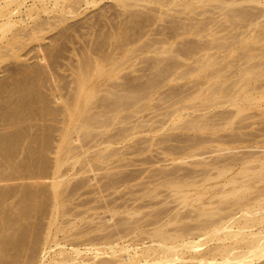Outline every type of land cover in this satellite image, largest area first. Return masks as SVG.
Listing matches in <instances>:
<instances>
[{"label": "rangeland", "instance_id": "1", "mask_svg": "<svg viewBox=\"0 0 264 264\" xmlns=\"http://www.w3.org/2000/svg\"><path fill=\"white\" fill-rule=\"evenodd\" d=\"M0 2V117L5 115V111L12 112L17 103L27 106H23L26 109L20 113L23 115L19 118L20 122L8 124L0 118V135L20 130L30 138H37L36 142L41 137L50 141V144L46 142L49 144L44 154L46 162H43V156L42 159L36 158L34 164H26L24 159L28 152L25 153V148H21L17 154L19 166L15 173L10 169V176L0 158V192L9 193L5 196L2 208L10 215V220L18 217L23 204L21 202L28 195L33 196L27 199L32 198L30 201L35 204V210L26 213L23 219L27 229L23 233H27L28 237L23 236V233L18 235L19 238L25 237L20 239L21 243L33 239L30 247L28 242L23 243L26 248L19 251L22 253H19L21 259H18L19 248L13 250V244L10 245L12 250L6 248L4 250L7 252H3L4 264H29L31 260H34L32 264H55L62 256L73 261L83 259L96 264H101L107 256L113 259H109L110 263L106 258L110 264H126V258L138 259L141 256L139 254L151 245V229L164 226L163 229L169 228L170 233L180 224L183 226L193 222L196 226L202 219L201 215L211 209L212 214L218 211L215 215L217 218L224 215H221L224 217L222 221L239 212L232 218L234 220L242 214L240 211L252 208L257 199L264 198V0H260L261 4L245 2L233 5L234 11L244 10L245 13H242L245 16L247 14L248 18L243 24L233 21V24L239 25H234L236 27L231 24L233 19L224 14L225 10L207 0L199 3L195 1L189 8H183L181 0H172L167 5L128 0V5L125 4L127 8H121L122 4L117 0ZM227 7L226 10H232V6ZM173 30L184 33L177 35ZM218 38L228 43L223 46L224 49L211 48ZM207 46H211L210 49ZM189 48L193 53L184 54ZM240 69L252 72L254 76L238 88L233 85L234 81L232 84L229 81L231 78L237 80ZM107 71L111 73L106 75ZM219 74L223 76L219 77ZM150 78L157 81L154 82L155 86L152 85L154 87L148 89L151 86ZM213 82L222 83V87L228 83L233 85V89L231 87L228 91V88L220 90L219 96H231V92L237 90L233 98L244 92L251 99L235 104H215L210 100L211 94L205 92ZM236 82L240 83V79ZM246 87L250 89L243 91ZM133 92L137 93L136 98L130 97ZM89 96L93 103L91 111L96 117L87 120V128L80 127L81 104ZM207 96L208 99L202 100V97ZM118 97L125 99L126 105L130 103L137 107L136 110H132L131 106L127 107L130 110L118 109L117 118L111 121V115L114 114L111 111ZM75 102L78 103V109L70 117V108ZM104 102L108 104L107 108L98 106ZM201 103H209V106L205 108ZM201 108L207 110L203 113ZM104 111L106 114L103 116L101 112ZM191 116L206 120L202 130L178 128ZM105 120H109L106 128L96 127L98 122ZM202 120L199 123L204 122ZM207 121L208 124L213 123V129L208 130L210 124L206 126ZM122 129L126 131L127 137L121 141L119 134L118 137L115 135L124 132ZM112 135L115 139H106L112 138ZM235 137L236 141L233 139ZM39 142L33 145L40 146ZM101 153H114V156L102 159ZM40 159L43 168L38 167ZM204 161L214 165H207ZM223 163L231 165L224 166ZM257 164H261L260 167ZM206 168H209V172ZM203 170L206 174L200 173ZM253 175H259V179ZM6 176L10 177L9 180ZM3 177L7 181L4 179L3 182ZM54 181L59 182L58 188L51 185ZM169 181L172 182L168 184ZM241 189L245 191L241 192ZM260 189L261 195L257 191ZM234 191L236 193L232 194ZM230 199L238 201L233 203ZM239 200L244 202L239 203ZM236 210L239 211L235 213ZM263 210L264 207L261 211L264 214ZM172 216L175 219L172 220ZM173 224L174 228L171 229ZM206 235H202L203 239L199 237L202 243L199 242L201 246L196 250L202 252L218 243L212 235ZM18 236L16 242L19 241ZM92 245L100 252L96 256L83 251ZM72 249H81V253L75 255ZM191 254L188 251L184 257ZM261 255L245 256L227 264H264V249ZM14 256H18L17 263ZM99 257L102 260H98ZM149 257L155 259L157 256ZM87 258H91L88 259L90 261ZM181 264L191 263L186 259Z\"/></svg>", "mask_w": 264, "mask_h": 264}, {"label": "bare ground", "instance_id": "2", "mask_svg": "<svg viewBox=\"0 0 264 264\" xmlns=\"http://www.w3.org/2000/svg\"><path fill=\"white\" fill-rule=\"evenodd\" d=\"M8 0H2V4L3 3H6ZM128 2V0H117V2H119L120 4H122V6H120L121 8L124 6H126L125 4H127V2ZM138 1H144V2H152V3H155V4H160V5H167V4H171L172 3V0H138ZM182 2H181V4H182V6H183V8H189L190 6H192V5H194V3H196L195 1H197L198 3H199V1H201V0H181ZM208 2H214L215 4H216V6L215 7H217V8H219V9H221V10H225L226 12L224 13L225 15H226V17H228V18H230V19H233L232 20V26H234V25H237V24H239V23H242V22H246L247 21V14H246V16H245V11L244 10H242V12L244 11V13H242V12H240L241 11V9L240 10H236V11H234V8H233V5H237V4H241V3H245V2H253V4L254 3H259V4H261L260 3V0H238V1H234V0H207ZM165 2V3H164ZM206 2V1H205ZM135 3V2H134ZM20 4L22 5V2H20ZM207 4V3H206ZM214 4V5H215ZM128 5V4H127ZM130 5V4H129ZM138 5V4H137ZM248 5V4H247ZM1 2H0V8H1ZM131 6V5H130ZM129 6V7H130ZM227 6H229V7H231L232 6V10L231 11H228V10H226V8H228ZM236 7V6H235ZM126 8H127V6H126ZM230 9V8H229ZM238 9V8H237ZM242 9H244V8H242ZM248 13V12H247ZM249 15V14H248ZM264 16V15H263ZM247 18V19H246ZM251 19H252V16H251ZM250 19V20H251ZM233 21H236V22H238L237 24H233ZM252 23V22H251ZM251 23L249 24V25H251ZM243 24V23H242ZM241 24V25H242ZM245 24V23H244ZM252 24H254V23H252ZM240 25V26H241ZM248 25V26H249ZM237 26H239V25H237ZM234 27H236V26H234ZM241 27H243V26H241ZM245 27H247V26H245ZM174 28V27H173ZM176 28V27H175ZM244 28V27H243ZM248 28V27H247ZM169 29V28H168ZM246 29V28H245ZM170 30H172V29H170ZM169 30V31H170ZM174 31V30H173ZM174 32H177L176 34L177 35H179V34H182V33H184L183 31H181V32H179V31H174ZM241 32H243V31H241ZM179 33V34H178ZM186 33H188V32H186ZM237 33V32H236ZM175 34V33H174ZM173 35V34H172ZM244 35V34H243ZM232 37H234V36H232ZM243 37V36H242ZM125 38H126V36H125ZM233 40V39H232ZM233 42L234 41H232V45H233ZM230 43V42H229ZM225 45H228V43L227 44H225V41H224V39H221V38H218V39H216V43H215V45H214V47H211V46H209V47H211V48H216V49H221V48H223V46L225 47ZM230 45V44H229ZM195 47H197V46H195ZM208 47V46H207ZM208 47V48H209ZM185 48H186V46H185ZM198 48V47H197ZM228 48V47H227ZM226 48V49H227ZM184 49V48H183ZM190 49L191 48H189V49H187L186 51H184L183 53L184 54H187L188 55V53H193V52H191L190 51ZM210 49V48H209ZM224 49V48H223ZM225 49V50H226ZM189 50V51H188ZM192 50V49H191ZM194 50H199V49H194ZM193 50V51H194ZM222 52L224 51V50H221ZM183 54V55H184ZM241 70V69H240ZM234 72V71H233ZM109 73H111L110 71H107L105 74L106 75H108ZM251 73L252 72H248L247 70H244V69H242L241 70V72H239V74H240V76H239V74L236 76V77H238L237 78V80L238 79H240V83H238L237 84V80L235 81V80H232V79H234V78H231V80L229 81V82H231V84L233 83V81L235 82V83H233V85L236 87V85L238 86V88H241V86H243V85H245L247 82H248V80L249 79H251V78H253V76L254 75H251ZM222 74V73H221ZM261 74V73H260ZM220 75V74H219ZM217 77H218V74L216 75ZM221 76H223V75H220L219 77H221ZM154 77V76H153ZM216 77V78H217ZM236 77H235V79H236ZM151 79V78H150ZM150 79H148V80H150ZM158 79V78H157ZM155 81H157L156 79L154 80V78L153 79H151L150 81H149V83H150V85L151 86H149V88L147 87L148 85H146V87L148 88V89H150V87L152 88V87H154L155 85L154 84H156V83H154ZM224 83V82H223ZM230 83H228V84H225L224 85V87H222V83H220V82H213L212 84H210V85H208V87L209 88H205L207 91H205V90H203V92L205 91V92H207V93H210L211 95H209L210 97H211V102L213 101L215 104H217V103H227V102H231V104H235L236 102H238V101H240V103H241V100L243 101H249V99H251V98H248V96H247V93H245V94H243L242 93V95L240 96H237V97H235L234 96V98H233V94L237 91L236 89H238V88H235V92H234V90L231 92V96H230V99L228 100V95H226V94H222L221 96H222V100H221V102H220V99H221V96H219L218 95V93L220 92V90H222V89H224V88H228L227 89V91L228 90H230L231 89V87H232V89H233V85H231ZM239 84H241V85H239ZM152 85H154V86H152ZM228 85V86H227ZM231 85V86H230ZM261 85V84H260ZM225 86H227V87H225ZM250 87V86H249ZM249 87H246V88H244L245 90H243V91H246V89H247V91L251 88H249ZM147 88H146V90H147ZM230 88V89H229ZM202 90H201V93H203L202 92ZM209 90V91H208ZM256 90V89H255ZM226 92V91H225ZM251 94V93H250ZM253 94H255V93H253ZM257 94V93H256ZM252 95V94H251ZM146 96H147V94H146ZM204 96V95H203ZM209 96H207L206 98H204V97H202V98H200V99H202V100H206V99H208L209 98ZM220 98H219V97ZM255 96V95H254ZM130 97L131 98H136L137 97V93L136 92H133L132 94H130ZM199 97V96H198ZM223 97H226L227 99H223ZM91 99V96H89V97H87V98H85L84 100H83V102H82V107H83V109H82V114H81V116H80V118H79V122H80V127H83V126H85L86 128L88 127L87 126V120L88 119H92V118H94V117H96L95 115V113H93L92 111H91V109L93 108V103H92V101L90 100ZM216 99H219V101L218 100H216ZM124 100L125 99H123L122 97H118V99L116 100V102L114 103V109L111 111V112H114V114L113 115H111V121L112 120H115L116 118H117V114H118V109H129L130 108V106L131 105H126L127 104V102L126 103H124ZM182 100V99H181ZM201 100V101H202ZM224 100V101H223ZM228 100V101H227ZM179 101V100H178ZM200 101V100H199ZM218 101V102H217ZM23 102V101H22ZM78 102V101H77ZM77 102H75V104L73 105V107L72 108H70V111H71V114H70V117H72V115L74 114V112H75V110L76 109H78V103ZM211 102H209L210 104H211ZM20 103H21V101H20ZM25 103V102H24ZM105 103V102H104ZM197 102H195L194 104H196ZM208 103V104H209ZM214 103L213 104H211L212 106L214 105ZM131 104H133V103H131ZM203 103H201V105H202ZM206 104V103H205ZM208 104H206L207 106H209ZM238 104V103H237ZM250 104V103H249ZM251 104H253V103H251ZM26 104H16L15 105V108H14V110L12 111V112H8V111H5V115L3 114L1 117H2V119H4V120H6L7 122H8V124H10V122L11 123H15L16 121L18 122L19 121V118L21 117V116H23L22 114L20 115V113H23V111L27 108V106H25ZM200 105V104H199ZM200 105V106H201ZM206 105H204L203 104V106L206 108ZM23 106H25L26 108H24ZM95 106V105H94ZM98 106H101V107H104V109L105 108H107V106H108V104L107 103H105V104H99ZM135 106H136V104H135ZM216 106V105H215ZM232 106V105H231ZM238 106H240V104L238 105ZM243 106H245V105H243ZM242 106V107H243ZM246 106H247V104H246ZM112 107V106H111ZM127 107H129V108H127ZM133 107V108H132ZM137 107V106H136ZM136 107H134V104L131 106V109L133 110V109H135L136 110ZM199 107V106H198ZM211 107V106H210ZM248 107V106H247ZM175 108V107H174ZM194 108V107H193ZM212 108V107H211ZM170 109H172V108H170ZM196 109V108H195ZM201 109H203V108H201ZM236 109V108H235ZM130 110V109H129ZM131 110V111H132ZM177 110H178V108H177ZM207 110V109H203V113L205 112V111ZM210 110V109H209ZM230 110V109H229ZM102 111V110H101ZM168 111V110H167ZM174 111V109L171 111V112H173ZM181 111V110H180ZM179 111V112H180ZM202 111V110H201ZM232 111H234V109L232 110ZM169 112H170V110H169ZM169 112H167V113H169ZM179 112H178V114H179ZM182 112V111H181ZM180 112V113H181ZM184 112V111H183ZM213 112V111H212ZM240 112V111H239ZM164 113H165V111H164ZM219 113V112H218ZM233 113V112H232ZM97 114H100V112H98ZM101 114H103V116L106 114V112L104 111V112H101ZM166 114V113H165ZM164 114V115H165ZM175 114V113H174ZM188 114V113H187ZM207 114V113H206ZM236 114H238V110L236 111ZM204 115V114H203ZM214 115V114H213ZM232 115V114H231ZM176 116V115H175ZM180 116V115H179ZM182 116H183V114H182ZM189 116V115H188ZM196 116H197V114H196ZM194 117L195 118V120H194V118H192V116H191V118L193 119V120H191V118H190V120H187L186 122H182V124L180 125V126H178V128H183V129H192V130H194V131H200V130H202L203 128H204V123H205V121L206 120H202V119H198L199 117ZM0 117V118H1ZM201 117H203V116H201ZM200 117V118H201ZM22 119H23V117H22ZM197 119V120H196ZM169 120V119H168ZM199 120H202V121H204V122H202V123H199ZM208 120V119H207ZM210 120V119H209ZM173 121H175V120H173ZM211 121H213V120H211ZM20 122V121H19ZM97 123V122H96ZM160 123V122H159ZM108 124H109V120L107 121V120H105V121H100V122H98V125H96V127H100V128H106L107 126H108ZM156 124V123H155ZM155 124L153 125V126H155ZM210 124V128L208 129V127H206L208 130H211V129H213V127H214V125H213V127H212V124H211V122L209 123ZM209 124H208V121H207V124H205L206 126L208 125L209 126ZM216 125V124H215ZM92 126V125H91ZM157 126H160V125H157ZM217 126V125H216ZM212 127V128H211ZM127 128V127H126ZM177 128V127H176ZM128 129V128H127ZM127 129H125V130H127ZM152 129V128H151ZM207 129H204V130H207ZM215 129V128H214ZM123 130V129H122ZM121 130V131H122ZM175 130V129H174ZM191 130V131H192ZM120 131V130H119ZM124 131V130H123ZM128 132V131H127ZM211 132V131H210ZM129 133H133V132H129ZM129 133H128V135H129ZM43 134H48V133H43ZM117 135H115L116 137H118V134H119V139L122 141V138L123 137H127V133H126V131H124V132H119V133H116ZM237 134V133H236ZM214 135V134H213ZM41 136V135H40ZM45 136V135H44ZM114 135H112V138L110 137H108V138H106L107 140H109V141H112V139H115L114 137H113ZM130 136V135H129ZM193 136V135H192ZM196 136V135H195ZM239 136V135H238ZM46 137H48V135H46ZM180 137V136H179ZM190 137V136H189ZM203 137V136H202ZM205 137V136H204ZM203 137V138H204ZM211 137V136H210ZM216 137H217V135H216ZM216 137H214L215 139H216ZM70 138V137H69ZM166 138V137H165ZM183 138V137H182ZM191 138V137H190ZM197 138V137H196ZM202 138V139H203ZM206 138V137H205ZM237 137H235V138H233L235 141L237 140L236 139ZM37 139V138H36ZM35 138H30L29 136H27L26 134H24L23 132H21L20 130H17V131H14V132H12V133H7V134H2V135H0V158L3 160V162H4V164H5V166H6V168H5V166H4V168L5 169H8V171L6 170V172H7V174H8V176H10V169H11V171H13L14 173L16 172V170H17V168H18V166H19V158L17 157V154L19 153V150L21 149V148H25V153H26V151L28 152L27 153V156H26V158L24 159V162H26V164H29L30 165V163L32 164H34L35 162H36V158H38V157H40L41 159L43 158V156H44V154H46L45 152L46 151H48L47 150V148L49 147V142L50 141H47V139H42V137H41V140L43 141H41L39 138V140H38V142L39 141H41V143H40V146L39 145H36V147L34 146L36 143L38 144V142H36L37 140H36ZM117 139V138H116ZM125 139V138H124ZM161 139V138H160ZM200 139H201V137H200ZM207 140L209 139V137H207L206 138ZM206 139L204 140V141H206ZM36 140V141H35ZM166 140V139H165ZM179 140V139H178ZM211 140V139H210ZM212 140H213V138H212ZM232 140V139H231ZM233 140V141H234ZM241 140V139H240ZM243 140V139H242ZM106 141V140H105ZM115 141H117V140H115ZM114 141V142H115ZM180 141V140H179ZM198 141V140H197ZM202 141V140H201ZM222 141V140H221ZM46 142H48L49 144H47ZM102 142H104V141H102ZM161 142V141H160ZM182 142V141H181ZM184 142V141H183ZM194 142V141H193ZM199 142V141H198ZM208 142V141H207ZM107 143V142H106ZM109 143H111V142H109ZM108 143V144H109ZM113 143V142H112ZM116 143V142H115ZM158 143V142H157ZM34 144V145H33ZM153 144V143H152ZM199 144V143H198ZM48 145V146H47ZM154 145H156V144H154ZM183 145V144H182ZM38 146V147H37ZM173 147V146H172ZM173 148H175V145H174V147ZM178 148V147H177ZM182 148V147H181ZM248 148V147H247ZM167 150V149H166ZM168 150H170L169 148H168ZM172 150V149H171ZM192 151V150H191ZM199 151V150H198ZM197 151V152H198ZM240 151V150H239ZM170 152V151H169ZM178 152H179V148H178ZM237 152V151H236ZM241 152V151H240ZM244 152H246V151H244ZM115 153V152H114ZM114 153L112 154L111 153V155H107V154H105V153H101L100 154V157L102 158V159H104V158H106V157H110V156H114ZM174 153V152H173ZM176 153V152H175ZM188 153V152H187ZM193 153V152H192ZM191 153V154H192ZM199 153V152H198ZM197 153V154H198ZM243 153V152H242ZM247 153V152H246ZM104 156H103V155ZM195 154V153H194ZM200 154V153H199ZM198 154V155H199ZM252 154V153H251ZM250 154V155H251ZM255 153H253V155H254ZM107 155V156H106ZM171 155V154H170ZM196 155V154H195ZM245 155V154H244ZM243 155V156H244ZM252 155V156H253ZM259 155V154H258ZM263 155V154H262ZM228 156V155H227ZM237 156V155H236ZM243 156H241L242 158H244V159H246V157H243ZM247 156V155H246ZM264 156V155H263ZM46 156H44V158L42 159V160H44L45 159V161H43V162H46V158H45ZM220 157V156H219ZM222 157V159H226V158H224V156H221ZM241 157H240V159H241ZM248 157H250V156H247V158ZM217 158V157H216ZM234 158H235V156H234ZM252 158V157H251ZM39 159V158H38ZM40 159V160H41ZM218 159V158H217ZM217 159H216V161H217ZM232 159V158H231ZM238 159V158H237ZM255 159V158H254ZM42 160L40 161V163H37V164H39V166L36 164V166H38L39 168H43V166L42 165H44V164H42L41 165V162H42ZM212 160V159H211ZM210 160V161H211ZM242 160V159H241ZM256 160H257V157H256ZM259 160V159H258ZM33 161H35V162H33ZM39 161V160H38ZM37 161V162H38ZM198 161V160H197ZM197 161H194V162H197ZM203 161V160H202ZM209 161V160H208ZM215 161V160H214ZM213 161V162H214ZM219 161H220V158H219ZM224 161V160H223ZM226 162H227V160H225ZM224 161V162H225ZM232 162H233V160H231ZM239 161V160H238ZM264 161V160H263ZM59 162V161H58ZM202 163L201 161H198V163ZM205 163H206V161H204ZM221 162V161H220ZM231 162V164H233ZM197 163V164H198ZM209 163V162H208ZM208 163H206L207 165H208ZM235 163V162H234ZM209 164H213L214 165V163H209ZM222 164V163H221ZM224 164V163H223ZM228 164H230V163H228ZM227 164V165H228ZM230 164V165H231ZM245 164V163H244ZM247 164V163H246ZM259 164V163H258ZM258 164H257V166H258ZM263 165H264V163H262ZM41 165V166H40ZM219 165V164H218ZM226 164H224V166H225ZM226 165V166H227ZM248 165V164H247ZM251 165H253V164H250V166ZM261 165V164H260ZM260 165L258 166V167H260ZM223 166V167H224ZM229 166V165H228ZM257 166H254V167H257ZM176 166H174V168H175ZM215 167V166H214ZM245 167V166H244ZM247 168H249V166H246ZM253 167V168H254ZM264 167V166H263ZM263 167H261V168H263ZM182 168V167H181ZM210 168V167H209ZM209 168H208V170H209ZM252 168V167H251ZM172 169V168H171ZM194 169H197V168H194ZM203 169V168H202ZM220 169V168H219ZM218 169V170H219ZM173 170V169H172ZM178 170V169H177ZM193 170V169H192ZM205 170H207V168L205 169ZM207 170V171H208ZM213 170V169H212ZM217 170V169H216ZM257 170V169H256ZM182 171V170H181ZM180 171V172H181ZM215 171V170H214ZM12 172V173H13ZM164 172H166V171H164ZM171 172V171H170ZM174 172H176V171H174ZM178 172V171H177ZM188 172V171H187ZM190 172V171H189ZM206 171H204L203 170V172H201L200 171V173L202 174H204ZM209 172V171H208ZM223 172H224V170H223ZM223 172H221V173H223ZM225 172H226V170H225ZM167 173V172H166ZM211 173V172H210ZM213 173H215V172H213ZM220 173V172H219ZM201 174H199V175H201ZM206 174V173H205ZM212 174V173H211ZM245 174V173H244ZM170 175H171V173H170ZM180 175V174H179ZM197 175H198V172H197ZM220 175V174H219ZM246 175V174H245ZM8 176H6L5 178H7ZM160 176V175H159ZM163 176V175H162ZM195 176V175H194ZM253 176H257V178L259 177V175H253ZM261 176V175H260ZM262 176H264L263 174H262ZM158 177V176H157ZM176 177V176H175ZM175 177H172V178H174L173 180H175ZM188 177V176H187ZM190 177V176H189ZM200 177H203V175L202 176H200ZM199 177V178H200ZM233 177V176H232ZM250 177H251V175H250ZM4 177H3V182L6 180L7 181V179H5ZM9 178L10 177H8V180H9ZM162 178V177H161ZM165 178V177H164ZM171 178V179H172ZM179 178V177H178ZM183 178V177H182ZM252 178H254V177H252ZM5 179V180H4ZM254 179H256V177L254 178ZM259 179V178H258ZM263 179H264V177H263ZM2 179L0 178V182H2L1 181ZM162 180V179H161ZM168 180V179H167ZM169 180H170V178H169ZM178 180V179H177ZM193 180V179H192ZM200 180H201V178H200ZM200 180H198V181H200ZM250 180H251V178H250ZM160 181V180H159ZM196 182H197V180H195ZM206 181H207V179H206ZM253 181V180H252ZM255 181V180H254ZM172 181H169V182H167L168 184L169 183H171ZM178 182V181H177ZM181 182H182V180H181ZM187 182H190V181H187ZM191 182H193V181H191ZM255 182H257V181H255ZM166 183V184H167ZM173 183H175V182H173ZM199 183V182H198ZM229 183V182H228ZM251 183H253V182H251ZM250 183V184H251ZM247 184V183H246ZM261 184V183H260ZM53 187H57L58 185H59V182L58 181H54L52 184H51ZM50 185V186H51ZM191 185V184H190ZM170 186H172V185H170ZM212 186V185H211ZM180 187H181V185H180ZM187 187V186H186ZM185 187V188H186ZM197 187V186H196ZM248 187V186H247ZM58 188V187H57ZM175 188V187H174ZM184 188V187H183ZM240 188V187H239ZM242 188H243V186H242ZM249 188V187H248ZM53 190H54V188H52ZM178 189V188H177ZM219 189V188H218ZM224 189V188H223ZM1 190H3V189H1ZM32 190V189H31ZM233 190H235V189H233ZM242 190V189H241ZM174 191V190H173ZM236 191H237V188H236ZM240 191V190H239ZM243 191H245V189L244 190H242L241 192H243ZM257 191H260V194L259 195H261V189L260 190H257ZM2 192V193H1ZM0 192V264H4V259H2V256H4V254H3V252L5 253V251L7 252V250H4V249H9L10 248V245H12L13 244V246H14V248H13V250L15 249L16 250V248H19V250H18V255H19V258L18 259H21V253L22 252H19L20 250H22V248L23 247H25L26 245H22L23 243H27L28 242V246L30 247V245H31V241H33V239L30 241V239L28 240H23V241H25V242H23V243H21V241H20V239L22 240V238H21V236H20V238H19V234H22L23 232L25 233V230L27 231V229H26V226L24 225V223H23V219L25 218V215H26V213L28 214V213H32V212H30L31 210H35L34 208H35V204L33 205V203L31 202L32 201V198L30 199H27L28 197H30L31 196V194L30 195H28V197H26V199H23L22 201L23 202H21V203H23L22 205H21V208L19 209V211H20V214L18 215V217L15 219V220H10V215L7 213V212H5L4 210H3V208H2V204L4 203V200H5V196H7V195H9V193L6 195V194H4L3 193V191H1ZM6 192V191H5ZM55 192V191H54ZM26 193H28V192H26ZM32 193V192H31ZM230 193V192H229ZM232 194H234V193H236L235 191L234 192H231ZM258 193V192H257ZM57 194H59V193H57ZM181 194V193H180ZM216 194V193H215ZM221 194V193H220ZM225 194H228V193H225ZM26 195V194H25ZM24 195V196H25ZM55 195V194H54ZM183 196H185V194L183 193L182 194ZM222 195H224V193L222 194ZM258 195V194H257ZM213 196H215V195H213ZM212 196V197H213ZM239 196V195H238ZM31 197H33V196H31ZM176 197H179V195L178 196H176ZM212 197H210V198H212ZM242 197V196H241ZM252 197V196H251ZM250 196H249V198H251ZM253 197H254V194H253ZM218 198V197H217ZM255 198V197H254ZM244 199V198H243ZM247 199H248V197H247ZM247 199H246V201H247ZM26 200V202H24ZM27 200H31L30 202H28ZM245 200V199H244ZM258 201L254 204V206H252V208H250V209H248V210H242V211H240V212H242V214L238 217V218H240V219H238V218H236V219H238V220H236V219H234L236 222H234V220L232 219L233 217L235 218V216L239 213H237L236 215H234V216H232V217H230L229 219L227 218V220H225V221H222V218H224V217H222V216H224V215H219L218 216V218L215 216L216 215V212H218V211H216L215 212V214H212V212H213V210L211 209L210 210V212H206V213H204V214H202L201 215V217H202V219L200 218L199 219V221H200V223L199 222H197V224H196V226H195V224L192 222V223H190V224H184L183 226H182V224H180V225H178V226H175V230H173V232H170L169 233V228H168V230H165V229H163V227L164 226H159V227H157V228H154V230L153 229H151L152 230V233H151V240H150V246L148 245L145 249H144V251L142 252V254H139V253H137L136 252V254H139V255H141L138 259H131V257L130 258H126L127 260L126 261H128V262H126V264H135L136 262H137V264L138 263H141V264H168L169 262L170 263H172V264H181V263H183L186 259H188L189 261H190V263L191 264H224V263H228V262H231V261H234V260H238V259H241V258H243V257H251V256H256V257H258V256H260L262 253H263V249H264V214H263V212H261L262 211V208L264 207V198L263 199H257ZM209 201V200H208ZM238 200H236V199H233V201H231V199H230V202H233V203H236ZM241 200H239V203H242V202H244V201H241ZM34 202V201H33ZM210 202V201H209ZM32 203V204H31ZM208 203V202H207ZM251 203V202H250ZM180 204V203H179ZM225 204V203H224ZM188 205V204H187ZM204 205V204H203ZM244 205H245V203H244ZM248 205V204H247ZM180 206V205H179ZM219 206V205H218ZM227 206V205H226ZM228 206H230V205H228ZM183 207V206H182ZM224 207V206H223ZM241 207V206H240ZM240 207H238L239 209H240ZM233 208V207H232ZM237 208V209H238ZM179 209V208H178ZM177 209V210H178ZM219 209H221V208H219ZM234 209H236L235 207H234ZM215 210V209H214ZM221 210H223V209H221ZM241 210V209H240ZM237 211H239V210H236L235 211V213L237 212ZM264 211V210H263ZM188 212V211H187ZM169 213H170V211H169ZM175 213V212H174ZM190 213V212H189ZM225 213V212H224ZM179 214V213H178ZM228 214V213H227ZM234 214V213H233ZM170 215V214H169ZM176 215V214H175ZM186 215H187V213H186ZM185 215V216H186ZM230 215H232V214H230ZM183 217V215H180V217ZM198 216H200V215H198ZM215 216V217H214ZM221 216V217H220ZM226 216V215H225ZM163 217V216H162ZM177 217V216H176ZM189 217H191V216H189ZM226 217H228V216H226ZM172 218V220L173 219H175V216H174V218H173V216L171 217ZM171 218L170 219H168L169 221L171 220ZM179 218V217H178ZM184 218V217H183ZM233 220V221H230V220ZM156 220V219H155ZM224 220V219H223ZM154 221V220H153ZM162 221V220H161ZM151 222V221H150ZM154 222H156V221H154ZM176 222H178V221H176ZM161 223V222H160ZM170 223V222H169ZM187 223V222H186ZM152 224H154V223H152ZM158 224V223H157ZM165 224V223H164ZM174 224H176V223H174ZM174 224H173V227H171V229H173L174 228ZM178 224V223H177ZM167 225V224H166ZM125 226L126 225H124V229H125ZM130 227H131V225H129ZM141 226H144V225H141ZM181 226V228H179ZM185 226V227H184ZM189 226V227H188ZM192 226H195V227H192ZM120 227V226H119ZM129 227V228H130ZM133 227H134V225H133ZM137 227H139V226H137ZM149 227V226H148ZM134 228H136V227H134ZM153 228V227H152ZM179 228V229H178ZM128 229V228H127ZM138 229V228H137ZM113 230V229H112ZM117 230V229H116ZM130 230V229H129ZM114 231V230H113ZM112 231V232H113ZM118 231V230H117ZM123 231V230H122ZM143 231H144V229H143ZM147 231V230H146ZM193 231H195L196 233H193ZM124 232V231H123ZM128 232V231H127ZM24 233L22 234L23 236H25L26 238L28 237V235H27V233H26V235H24ZM108 233V232H107ZM111 233V232H110ZM109 233V234H110ZM113 233H116L115 231L113 232ZM122 233V232H121ZM124 233H126V232H124ZM132 233V232H131ZM210 234V235H212V238L214 239V241H216V242H218V243H216V245L214 244V246H211L210 245V247L208 248V249H206V250H204V251H202V252H200L199 250H196V248L197 247H199V246H201L200 245V243H202L200 240H199V237H202V235H205V234ZM217 233H220L219 235H217ZM106 234V233H105ZM104 234V235H105ZM112 234V233H111ZM118 234V233H117ZM123 234V233H122ZM148 234H149V232H148ZM102 235V234H101ZM127 235V234H126ZM208 235H206V237L208 236ZM210 235H209V237H210ZM16 236H18V238H19V241L18 242H16V240H17V238H16ZM122 236H124V235H122ZM24 237V238H25ZM102 237H103V235H102ZM109 236H107L106 238H108ZM117 237V236H116ZM120 238H121V235L119 236ZM147 237H148V235H147ZM205 237V238H206ZM23 238V239H24ZM95 238H98V236H96ZM106 238H104V239H106ZM118 238V237H117ZM117 238L115 239V240H117ZM136 238V237H135ZM212 238H211V240H212ZM140 239V238H139ZM145 239H146V237H145ZM149 239V238H148ZM202 239H203V237H202ZM209 239V238H208ZM207 239V240H208ZM36 240V238L34 239V241ZM91 240V239H90ZM97 240H100V238L99 239H97ZM103 240V239H102ZM114 240V241H115ZM206 240V239H205ZM29 241H30V243H29ZM93 241H94V239H93ZM93 241H91V242H93ZM109 241L111 242V238L109 239ZM137 241H138V239H137ZM142 241V240H141ZM21 244H20V243ZM95 242H99V241H95ZM110 242H109V244H110ZM112 242H113V240H112ZM134 242V241H133ZM143 242V241H142ZM149 242V241H148ZM200 242V243H199ZM203 242H204V240H203ZM84 243V242H83ZM82 243V244H83ZM123 243V242H122ZM126 243H128V242H126ZM144 243V242H143ZM155 243V245H153ZM22 246H20V245ZM30 244V245H29ZM37 244V243H36ZM36 244H35V246H36ZM55 244H57V243H55ZM91 244V243H90ZM112 244V243H111ZM145 244V243H144ZM148 244V243H147ZM33 245H34V243H33ZM100 245V244H99ZM108 245V244H107ZM106 245V246H107ZM126 245V244H125ZM134 245V244H133ZM21 248H20V247ZM28 246H27V248H28ZM44 246V245H43ZM55 246V245H54ZM58 246H59V244H58ZM90 246V245H89ZM96 245H94V247H95ZM116 246V245H115ZM120 246H121V244H120ZM33 247V246H32ZM60 247H61V245H60ZM79 247V246H78ZM103 247H105V246H103ZM114 247V246H113ZM122 247V246H121ZM124 247V246H123ZM130 247V246H129ZM26 248V247H25ZM107 249H112V247H106ZM139 248V247H138ZM141 248V247H140ZM139 248V249H140ZM50 249V248H49ZM74 249V248H73ZM72 249V250H73ZM77 249V248H76ZM98 249V248H97ZM97 249L96 248H93V245H92V247H89V248H85L83 251L85 252V253H87L88 252V254H89V252H91L94 256H96L98 253H100V252H97ZM129 249V248H128ZM10 250H12L11 248H10ZM81 250V249H80ZM80 250L78 249V250H73L74 252H72V253H74L75 255H79L81 252H80ZM104 250V249H103ZM102 250V251H103ZM106 250V249H105ZM124 250V249H123ZM127 250V249H126ZM22 251H24V249L22 250ZM82 251V252H83ZM99 251H100V248H99ZM114 251H115V249H114ZM121 252H122V250H120ZM133 251V250H132ZM139 251V250H138ZM192 252V254L191 255H189L188 257H184V254H186V252ZM68 252H71V251H68ZM110 252H111V250H110ZM129 252V251H128ZM127 252V253H128ZM140 252V253H141ZM20 253V254H19ZM24 253V252H23ZM46 253V252H45ZM84 253V254H85ZM105 253H107V252H105ZM124 253V252H123ZM122 253V254H123ZM135 253V252H134ZM196 253V254H195ZM3 254V255H2ZM70 254V253H69ZM117 254H119V253H117ZM129 254V253H128ZM23 255V254H22ZM73 255V254H72ZM109 255V254H108ZM114 255V254H113ZM125 255V254H124ZM127 255V254H126ZM130 255V254H129ZM157 256V257H155V259H148V257L150 256ZM36 256V255H35ZM34 256V257H35ZM92 256V255H91ZM115 256V255H114ZM123 256V255H122ZM131 256V255H130ZM261 256H263V255H261ZM16 256H14V260H16L17 259V257L15 258ZM34 257H32V258H34ZM90 257V256H89ZM119 257V256H118ZM135 257V256H134ZM138 257V256H137ZM149 257V258H150ZM4 258H5V256H4ZM32 258H28L29 260H31ZM42 258H44V257H42ZM78 258H80V257H78ZM106 258L108 259V257L106 256ZM105 258V261H104V259H103V261H101L102 259L99 257L98 258V260L99 259H101L100 261H101V264H105L106 262H107V259ZM123 258V257H122ZM122 258H120V259H122ZM136 258V257H135ZM88 259H91V258H87V260ZM96 259H97V257H96ZM110 259V258H109ZM108 259V261L111 263V261H113V259L110 261ZM116 259V258H115ZM118 259V258H117ZM3 260V261H2ZM43 260V259H42ZM77 260V259H76ZM86 260V259H85ZM123 260V259H122ZM32 261V262H31ZM31 261H29V264H32V263H34V260H31ZM88 261H90V260H88ZM117 261V260H116ZM124 261H125V259H124ZM16 263H17V260L15 261ZM97 262V261H96ZM99 262V261H98ZM103 262V263H102ZM105 262V263H104ZM109 262H107V264L109 263ZM115 262V261H114ZM38 263H40V262H38ZM109 263V264H110ZM188 263V262H187ZM55 264H96V263H94V262H92V263H88L87 261H84L83 259L81 260L80 259V261H73V259H70V258H68L67 256H62L61 258H59L58 260H56V263ZM114 264H121V263H114ZM125 264V263H124ZM262 264V263H261Z\"/></svg>", "mask_w": 264, "mask_h": 264}]
</instances>
